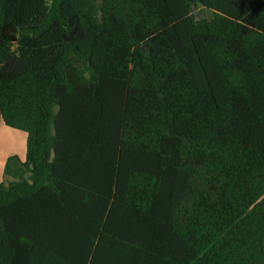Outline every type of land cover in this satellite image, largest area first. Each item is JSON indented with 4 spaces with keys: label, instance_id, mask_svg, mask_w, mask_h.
<instances>
[{
    "label": "trees",
    "instance_id": "obj_1",
    "mask_svg": "<svg viewBox=\"0 0 264 264\" xmlns=\"http://www.w3.org/2000/svg\"><path fill=\"white\" fill-rule=\"evenodd\" d=\"M2 127L0 264H264V0H0Z\"/></svg>",
    "mask_w": 264,
    "mask_h": 264
},
{
    "label": "crops",
    "instance_id": "obj_2",
    "mask_svg": "<svg viewBox=\"0 0 264 264\" xmlns=\"http://www.w3.org/2000/svg\"><path fill=\"white\" fill-rule=\"evenodd\" d=\"M19 132L17 130H13V129H8L6 127H2L1 129V137H0V140L2 138V136L4 137H8L9 140H10V143L9 144V147H13L12 150L8 151L6 153V155H3L2 158H0V183H5L6 182V175H5V169H6V164H7V160L12 157V156H18L22 161H25L26 160V153H27V149H23L21 152L19 153H16L15 150L17 149V147L14 145L12 146L13 143H11V139H14L13 137L15 138H22L24 139V145H26V136H21L20 134H18ZM13 136V137H11ZM2 144V140L0 142ZM1 144H0V147H1ZM7 145V144H6ZM27 146V145H26ZM18 149H22L21 145L18 147ZM4 150H6L4 148ZM16 154V155H15ZM19 154V155H18Z\"/></svg>",
    "mask_w": 264,
    "mask_h": 264
},
{
    "label": "rangeland",
    "instance_id": "obj_3",
    "mask_svg": "<svg viewBox=\"0 0 264 264\" xmlns=\"http://www.w3.org/2000/svg\"><path fill=\"white\" fill-rule=\"evenodd\" d=\"M198 12H197V17H196V19L198 18ZM6 128H8V127H6ZM8 129H10V128H8ZM11 130V129H10ZM19 133L18 134H20L21 136H26V144H27V135L24 133V132H21V131H18ZM23 134V135H22ZM11 137H13V136H11ZM14 139H11V143H13L12 144V146H16L17 147V149L15 150V152L16 153H19V152H21L24 148L26 149V145H24V139H23V137L20 139V138H15V137H13ZM1 140H2V144H1V147H0V158H2L3 157V155H6V153L8 152V151H10V150H12L13 149V147H9V144L8 143H10V140H9V138L7 137H4V136H2V138H1ZM1 140H0V142H1ZM7 144V145H6ZM21 145V147H22V149L20 150V149H18V147ZM4 148L6 149V150H4ZM16 155V154H15ZM19 155V154H18ZM1 163V162H0ZM6 180H7V178H6Z\"/></svg>",
    "mask_w": 264,
    "mask_h": 264
},
{
    "label": "water",
    "instance_id": "obj_4",
    "mask_svg": "<svg viewBox=\"0 0 264 264\" xmlns=\"http://www.w3.org/2000/svg\"><path fill=\"white\" fill-rule=\"evenodd\" d=\"M196 17H197V12H194L193 19L196 20Z\"/></svg>",
    "mask_w": 264,
    "mask_h": 264
}]
</instances>
